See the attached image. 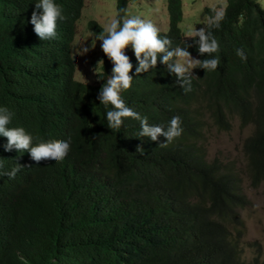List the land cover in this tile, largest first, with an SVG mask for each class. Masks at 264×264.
<instances>
[{"label": "trees", "instance_id": "obj_1", "mask_svg": "<svg viewBox=\"0 0 264 264\" xmlns=\"http://www.w3.org/2000/svg\"><path fill=\"white\" fill-rule=\"evenodd\" d=\"M33 1L0 0V105L26 126L33 146L71 138V151L63 161L37 163L29 152L5 151L0 143V173L23 165V181L0 188V264H264L259 252L241 258L239 246V210L250 203L243 179L254 188L264 185L262 0H217L203 7L210 18L214 9L226 13L219 28L206 29L220 45L212 56H201L194 39L185 37L182 0H166L168 25L158 28L160 36L170 38L173 48L192 45L187 50L196 59L220 58L216 71L193 69L192 91L185 93L163 63L136 76L138 61L130 56L133 84L121 97L149 115V125L180 117L183 134L167 147L159 146L163 136L152 142L136 136V120H125L118 133L108 127L113 108L97 98L112 74L105 54L96 83L74 78L72 40L83 0H57L66 19L50 40H40L30 23ZM130 1H115L121 23ZM4 11L17 14L23 32L7 34ZM141 12L135 13L143 17ZM87 26L103 33L95 19ZM239 48L246 62L236 54ZM207 117L220 130L231 128V117L242 127L253 125L243 141V166L206 158ZM83 173L108 185L114 208L112 215L89 221V237L80 231L81 198L71 190Z\"/></svg>", "mask_w": 264, "mask_h": 264}, {"label": "clouds", "instance_id": "obj_2", "mask_svg": "<svg viewBox=\"0 0 264 264\" xmlns=\"http://www.w3.org/2000/svg\"><path fill=\"white\" fill-rule=\"evenodd\" d=\"M32 3L34 6L30 8L28 16L31 19L30 23L34 25V32L41 40L55 38L58 21L66 19L61 5L57 0H34ZM132 11L135 13L134 10ZM214 12L215 14L208 20L206 28L197 30L196 27H190L185 32V37L194 39L201 56L204 54L212 56L213 53L220 51L219 42L212 32L206 29L219 28L226 13L223 9H214ZM116 14L117 8L115 19H111L106 26L99 22L104 27L102 34L96 33L99 35L97 40L102 41L100 45L102 60L97 63L93 70L100 77L104 67L103 54L113 63L112 74L100 89L97 97L101 104L105 106L110 104L113 108L107 112L108 127L118 133L125 120H136L141 127V131L136 136L142 140H149V142L151 140L158 141L159 137L163 136L166 141L160 143L159 146L167 147L183 134L184 129L181 127L180 117H173L169 124L158 121L157 125H149V115L140 112L135 106L128 107L121 97V92L131 89L133 84V76L130 75L133 64L130 56L135 53L138 61V66L135 69L136 76H140L141 73L148 72L150 69L155 70L158 62L163 63L166 65L167 72L177 77L176 81L185 93L192 91L193 69L199 67L207 72L216 71L220 66V58L219 56L203 60L193 58L191 52L187 50L192 45H188L186 48H173L172 40L167 36L161 37L160 30L151 21L141 18L136 13V16L129 17V10H127L126 17L121 23L120 19H116ZM2 16L5 19L8 35L23 32L18 29L19 22L16 13L4 11ZM88 28L90 27L88 26ZM76 33L77 28H75L72 40V58L75 64L74 78L83 81L75 77L77 64L73 52ZM126 49L131 53L130 56L125 54ZM88 51L89 49L85 48L81 55ZM236 54L242 61H247V55L242 48L237 49ZM13 115L8 108L0 105V143L4 146L5 151L16 149L19 152H29L31 158L37 163L48 160L60 162L67 157L71 151V138L38 143L33 146V136L26 132L28 130L26 126L14 119ZM85 133L86 136L89 135L87 132ZM137 151L143 153V146L139 145ZM21 167L23 165L18 164L16 167L0 173L2 175L0 176V188L10 182L19 181L21 183L23 181V175L19 172ZM3 168L4 164L0 162V169ZM32 181L35 185L36 182L33 177ZM88 181H96L99 185L87 183ZM71 190L81 198L77 210L78 218L81 221L80 231L89 237V221L102 219L113 213L111 190L108 185L103 184L88 173L81 174Z\"/></svg>", "mask_w": 264, "mask_h": 264}, {"label": "rangeland", "instance_id": "obj_3", "mask_svg": "<svg viewBox=\"0 0 264 264\" xmlns=\"http://www.w3.org/2000/svg\"><path fill=\"white\" fill-rule=\"evenodd\" d=\"M216 1L182 0L185 10L180 25L184 31L187 32L190 27H196L197 30L204 28L210 19V14L202 13V9L205 5L211 6ZM261 3L264 6V0ZM127 10H129V17L136 16L132 10L140 15H142L141 11H144L146 14L141 18L151 21L157 28H167L166 0H131ZM115 13V0H84L81 15L76 22L77 33L74 38L73 55L77 64L76 78L87 83L97 82V74L93 70L97 63L102 60L100 47L102 41L97 40L99 35L93 29L88 28L87 21L95 19L106 26L111 19H115ZM85 48H88L89 51L81 55ZM125 54L131 55L127 49ZM193 58L195 57L193 56ZM230 120L231 128L220 130L213 126L211 118L207 117L206 139L202 143L206 149L207 159L218 157L223 161L235 160L237 165L241 167L245 163L243 141L252 132L253 125L248 124L242 127L237 117H231ZM243 188L250 203L239 210L243 219L239 246L242 248L241 258L250 260L258 252L262 256L264 255V185L262 183L257 188L251 187L248 179L244 177Z\"/></svg>", "mask_w": 264, "mask_h": 264}]
</instances>
